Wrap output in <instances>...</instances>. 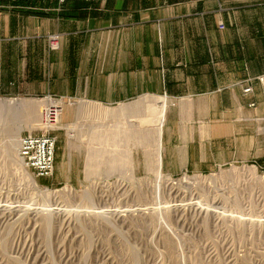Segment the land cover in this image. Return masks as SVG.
Here are the masks:
<instances>
[{
  "label": "rangeland",
  "instance_id": "374dc122",
  "mask_svg": "<svg viewBox=\"0 0 264 264\" xmlns=\"http://www.w3.org/2000/svg\"><path fill=\"white\" fill-rule=\"evenodd\" d=\"M226 1L232 22L227 28L220 22L219 30L248 38L250 54L264 68V0ZM24 7L42 8L32 0ZM61 37H46L49 51H60ZM261 76L242 81L244 88ZM34 78L26 72L22 83L38 93L47 84ZM24 87L0 91L6 102L0 107V264H264V153L172 178L161 170L160 125L142 124L158 117L152 101V110L137 113L135 122V111H111L121 105L98 115L89 112L90 102L33 96ZM21 102L35 103V111H24ZM53 103L61 111L56 129L44 124ZM29 134L56 138L55 164L66 151L67 162L82 167L84 182L52 185L36 178L18 153Z\"/></svg>",
  "mask_w": 264,
  "mask_h": 264
},
{
  "label": "crops",
  "instance_id": "0c3cea01",
  "mask_svg": "<svg viewBox=\"0 0 264 264\" xmlns=\"http://www.w3.org/2000/svg\"><path fill=\"white\" fill-rule=\"evenodd\" d=\"M32 2L42 8L26 12L25 0H0V91L25 84L33 96L90 102L89 112L98 115L119 105L111 111L149 113L151 105L137 111L139 102L125 104L165 97L170 106L167 101L157 144L161 170L172 178L211 173L252 154L261 158L264 92L253 82L255 93L246 95L242 81L264 68L248 38L219 30L220 22L226 28L232 22L226 0ZM49 34L62 35L58 53L48 49ZM26 72L47 85L35 93V85L22 83ZM65 152L47 179L79 186L82 167L67 162Z\"/></svg>",
  "mask_w": 264,
  "mask_h": 264
},
{
  "label": "built area",
  "instance_id": "2783aa9c",
  "mask_svg": "<svg viewBox=\"0 0 264 264\" xmlns=\"http://www.w3.org/2000/svg\"><path fill=\"white\" fill-rule=\"evenodd\" d=\"M65 2L66 0H60ZM86 2H96L99 0H82ZM58 43L57 39L53 45ZM57 47V46H56ZM257 81L264 87V76L257 78ZM253 92V85L248 84L244 88L246 95ZM60 108L53 103L45 110L44 124L50 128H57L60 125ZM56 138L50 135H26L21 138L19 146V156L23 164L33 172L38 179L51 178L55 172Z\"/></svg>",
  "mask_w": 264,
  "mask_h": 264
},
{
  "label": "bare ground",
  "instance_id": "6f19581e",
  "mask_svg": "<svg viewBox=\"0 0 264 264\" xmlns=\"http://www.w3.org/2000/svg\"><path fill=\"white\" fill-rule=\"evenodd\" d=\"M12 101V100H11ZM150 100H145V101H142L140 103H138L135 108L137 110H139L142 106H145L147 105V103H149ZM153 102V105H155V110L156 112L158 113V117L157 119L155 118H152V119H147V118H144L143 120V126H147L148 124H151L152 122L154 124H157V125H161L162 122H163V118H164V113H165V101L163 99H159V100H151ZM21 105V108L26 111V112H31L32 110L35 111L34 109V105L35 103L33 104L32 102H21L20 103ZM6 105V102H1L0 101V107L2 108L3 106ZM39 105V104H38ZM147 106H150V105H147ZM146 107V106H145ZM0 108V109H1ZM38 109V108H37ZM62 109V107H61ZM1 112V111H0ZM19 138V137H18ZM20 144V143H19ZM20 146V145H19ZM18 153H19V150H18ZM20 157V156H19ZM21 162L22 159H21Z\"/></svg>",
  "mask_w": 264,
  "mask_h": 264
}]
</instances>
